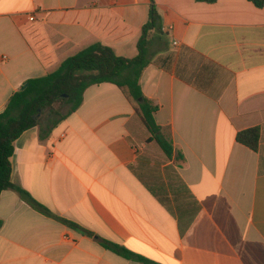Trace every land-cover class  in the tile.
<instances>
[{"label": "crops", "instance_id": "crops-1", "mask_svg": "<svg viewBox=\"0 0 264 264\" xmlns=\"http://www.w3.org/2000/svg\"><path fill=\"white\" fill-rule=\"evenodd\" d=\"M152 5L159 20L140 84L159 106L155 121L170 132L173 158L148 140L120 88L89 87L45 139L35 126L15 141L13 183L56 217L3 191L0 264H142L104 242L156 264H264V6L0 0V111L29 79L94 43L136 57ZM253 127L258 151L236 139Z\"/></svg>", "mask_w": 264, "mask_h": 264}, {"label": "trees", "instance_id": "trees-1", "mask_svg": "<svg viewBox=\"0 0 264 264\" xmlns=\"http://www.w3.org/2000/svg\"><path fill=\"white\" fill-rule=\"evenodd\" d=\"M197 1L213 3L216 0ZM250 1L258 7L264 6V0ZM158 20V13L152 5L149 21L143 27L142 36L138 41L136 57L131 59L120 57L111 47L94 43L65 59L55 71L29 79L11 96L5 109L0 112V195L3 191L14 190L33 208L55 216L26 189L13 183L11 158L15 153V141L25 131L35 126H39L40 137L45 139L55 126L83 104L85 91L93 85L112 83L120 88L135 104L137 114L151 135L148 140L156 141L165 155L169 159L173 158L174 147L170 132H166V129L155 121V113L159 106L143 94L140 84L142 74L151 62L149 33L157 28ZM57 103L68 106V111L65 114L56 112L49 115L45 127H42V115ZM236 139L237 142L258 151L261 129L253 127L240 131ZM175 160H184L183 154L177 152ZM63 221L75 227L69 221ZM103 244L107 249L127 259L142 264H156L119 244L112 242Z\"/></svg>", "mask_w": 264, "mask_h": 264}, {"label": "rangeland", "instance_id": "rangeland-1", "mask_svg": "<svg viewBox=\"0 0 264 264\" xmlns=\"http://www.w3.org/2000/svg\"><path fill=\"white\" fill-rule=\"evenodd\" d=\"M67 109H68V106H63V105H60V103H57L56 105H54V107L52 109H47L44 112L42 118H46L48 113L53 112V110L57 111L58 113H64V112H66ZM55 117H58V116L55 115ZM144 155H147V157L153 159L154 161H159V160L162 161L163 160V155L158 150H149Z\"/></svg>", "mask_w": 264, "mask_h": 264}, {"label": "built area", "instance_id": "built-area-1", "mask_svg": "<svg viewBox=\"0 0 264 264\" xmlns=\"http://www.w3.org/2000/svg\"><path fill=\"white\" fill-rule=\"evenodd\" d=\"M4 59L6 58V57H3Z\"/></svg>", "mask_w": 264, "mask_h": 264}, {"label": "water", "instance_id": "water-1", "mask_svg": "<svg viewBox=\"0 0 264 264\" xmlns=\"http://www.w3.org/2000/svg\"><path fill=\"white\" fill-rule=\"evenodd\" d=\"M0 112H2V111H0Z\"/></svg>", "mask_w": 264, "mask_h": 264}]
</instances>
